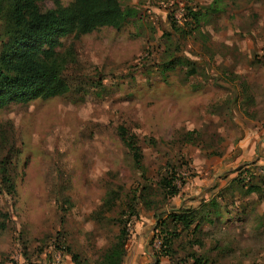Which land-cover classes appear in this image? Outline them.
I'll list each match as a JSON object with an SVG mask.
<instances>
[{
  "label": "rangeland",
  "instance_id": "1",
  "mask_svg": "<svg viewBox=\"0 0 264 264\" xmlns=\"http://www.w3.org/2000/svg\"><path fill=\"white\" fill-rule=\"evenodd\" d=\"M118 1L119 27L58 38L54 49L74 54L68 93L0 108L15 187L0 181V264H76L71 254L91 264L123 222L122 264H264V0L216 11L213 0ZM119 126L135 137L143 178ZM111 189L115 205L93 218ZM206 201L216 212L197 232L201 212L188 228L171 219Z\"/></svg>",
  "mask_w": 264,
  "mask_h": 264
},
{
  "label": "trees",
  "instance_id": "2",
  "mask_svg": "<svg viewBox=\"0 0 264 264\" xmlns=\"http://www.w3.org/2000/svg\"><path fill=\"white\" fill-rule=\"evenodd\" d=\"M42 1L0 0V108L10 101L27 103L36 98L47 99L68 93L70 84L65 70L73 61L74 54L70 47L63 51L55 50L58 38L66 34L78 38L100 26L119 27L127 18L118 0H72L67 5H62L60 0H52L54 6L49 8H42ZM220 1L213 0L208 8L218 10ZM188 15L192 23L199 22V12L189 9ZM172 29L176 31L173 25ZM117 133L130 151L141 178L145 177L142 153L134 135L123 126L118 127ZM6 159L7 156H3L0 160V181L6 193L15 194L14 183L5 167ZM161 183L168 196L178 193V188L168 178L163 177ZM145 191V186H142L138 199L146 200ZM118 197V191L111 189L106 192L102 207L94 212L93 218L104 217L103 212L110 211ZM200 205L189 212H175L171 219L180 223L182 228H188L196 214L201 212L192 228L195 233L201 222L216 212L208 201ZM132 214L131 211L128 217ZM171 235L173 232L165 234L164 243L171 239ZM128 236L127 223L123 222L113 240L91 264H122ZM71 257L77 264L76 254H71ZM195 262L200 261L195 259Z\"/></svg>",
  "mask_w": 264,
  "mask_h": 264
},
{
  "label": "built area",
  "instance_id": "3",
  "mask_svg": "<svg viewBox=\"0 0 264 264\" xmlns=\"http://www.w3.org/2000/svg\"><path fill=\"white\" fill-rule=\"evenodd\" d=\"M261 172L264 173V168L261 169Z\"/></svg>",
  "mask_w": 264,
  "mask_h": 264
}]
</instances>
